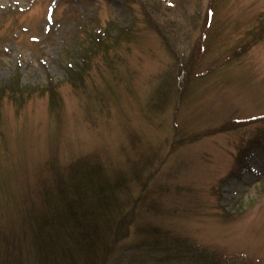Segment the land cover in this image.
I'll return each mask as SVG.
<instances>
[{
    "label": "rangeland",
    "instance_id": "obj_1",
    "mask_svg": "<svg viewBox=\"0 0 264 264\" xmlns=\"http://www.w3.org/2000/svg\"><path fill=\"white\" fill-rule=\"evenodd\" d=\"M262 26L264 0H0V264H264ZM79 169L111 214L46 242Z\"/></svg>",
    "mask_w": 264,
    "mask_h": 264
},
{
    "label": "trees",
    "instance_id": "obj_2",
    "mask_svg": "<svg viewBox=\"0 0 264 264\" xmlns=\"http://www.w3.org/2000/svg\"><path fill=\"white\" fill-rule=\"evenodd\" d=\"M262 28V32H264V26H262ZM100 36L101 34H99L98 37L95 38V45H99L101 42H103L104 35L102 37ZM97 49L98 47L95 48V50ZM243 49L246 50L247 47H244ZM199 52L200 54H202L204 52V47H200ZM240 52L241 51H239V53ZM85 168L87 169V167ZM86 169H84V171L82 170L81 172L80 169L78 171L76 170L75 172H73V174L69 175V178H67L65 195L68 196L70 195V193H73V196L71 197V200L68 199V201H65V196H63L60 210L57 212L52 210L48 214V222L51 224V229H49L50 232H47L44 229L45 227L41 226L40 223L37 224V228H32L33 233H41L40 237L44 236L45 230L44 237L46 239V242H49L46 236H51V230H53L52 233L56 235H59L61 233L59 232L60 228L58 227L63 223L65 224L66 228H77L81 232L80 234H82L83 236L81 238V241H78L84 244V247L86 246V244L96 245V242L98 241L97 235H99V229L102 226V221H104L103 216H108L111 214L109 206L112 205H110V203L112 202L113 198V186H111V184H109L107 181L103 180L100 173L94 171L87 172ZM60 187L63 191L62 185ZM52 197L53 200H56V202L58 203V196L53 195ZM48 204L51 206L50 202ZM41 218L42 217L38 216L37 218H35V220H40ZM101 218L102 221H99V219ZM39 220H37V223L39 222ZM43 220H45V218ZM58 244L59 243L57 242L55 245ZM182 250L185 251V248H183Z\"/></svg>",
    "mask_w": 264,
    "mask_h": 264
}]
</instances>
